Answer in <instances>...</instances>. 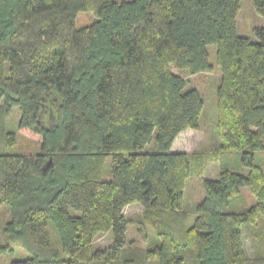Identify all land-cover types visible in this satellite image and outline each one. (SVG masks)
Masks as SVG:
<instances>
[{
	"label": "trees",
	"instance_id": "trees-1",
	"mask_svg": "<svg viewBox=\"0 0 264 264\" xmlns=\"http://www.w3.org/2000/svg\"><path fill=\"white\" fill-rule=\"evenodd\" d=\"M239 3L0 0V252L28 255L10 264H264V29L238 33ZM253 4L264 18V0ZM80 13L93 21L76 28ZM209 45L221 71L213 152H173L199 129L203 100L172 67L211 73ZM14 108L37 153L6 152ZM212 157L218 176L190 225L186 181ZM133 204L143 210L128 219Z\"/></svg>",
	"mask_w": 264,
	"mask_h": 264
},
{
	"label": "rangeland",
	"instance_id": "rangeland-1",
	"mask_svg": "<svg viewBox=\"0 0 264 264\" xmlns=\"http://www.w3.org/2000/svg\"><path fill=\"white\" fill-rule=\"evenodd\" d=\"M127 1V0H123ZM240 10L237 17V30L242 36H246L251 40L255 39V31L264 29V18L258 16L254 11L253 0H240ZM93 21L90 14L80 13L76 19V28L89 25ZM208 53L209 63L212 65L213 70L211 73H200L191 75L187 70L177 69L172 67L173 73L181 76L186 81L185 90L196 89L202 97L203 109L199 119L198 130H187L176 138L173 144V152L182 151L187 153H211L213 152L214 140L213 131L216 124L217 117V101L216 90L220 84L221 71L216 63L215 54L216 47L209 45L206 48ZM19 120V111L14 108L6 119L7 129L16 134V144L14 147L7 149V153L12 154H27L32 155L38 152V142L29 138L26 135L18 131L17 125ZM151 150V146L145 149L146 152ZM258 161H261V165L264 168V153L257 155ZM111 170V157L106 158L102 169V179H110ZM218 161L212 157V161L205 167L204 172L199 174H192L186 181V185L183 191V207L189 215V224L193 223L194 206L198 204L204 198L203 181L216 179L218 176ZM142 207L139 204H133L125 208L124 214L130 219L133 215L141 213ZM5 220L9 217V211L6 207L0 208V246L7 245V234L3 231V216ZM50 237L52 247L59 249L60 244L58 237L50 227ZM128 241L136 240L139 244L140 241L136 235L134 226L128 227L127 234ZM243 246L244 253L247 257H252V250L250 247V240L247 234L243 233ZM110 243L109 235H101L96 239L95 245L105 247ZM28 255L22 251L19 247H14L13 252L4 253L0 252V264H10L15 260H24Z\"/></svg>",
	"mask_w": 264,
	"mask_h": 264
},
{
	"label": "crops",
	"instance_id": "crops-1",
	"mask_svg": "<svg viewBox=\"0 0 264 264\" xmlns=\"http://www.w3.org/2000/svg\"><path fill=\"white\" fill-rule=\"evenodd\" d=\"M171 150L173 151V146H172V149Z\"/></svg>",
	"mask_w": 264,
	"mask_h": 264
}]
</instances>
